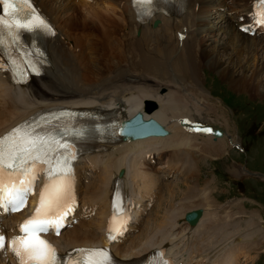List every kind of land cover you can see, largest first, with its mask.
I'll return each instance as SVG.
<instances>
[{"label":"bare ground","instance_id":"bare-ground-1","mask_svg":"<svg viewBox=\"0 0 264 264\" xmlns=\"http://www.w3.org/2000/svg\"><path fill=\"white\" fill-rule=\"evenodd\" d=\"M32 3L51 27L43 36L24 34L45 61L43 73L17 83L9 70L14 60L0 49V137L26 127L43 111L68 106L98 113L101 122L142 111L145 119L154 118L169 130L164 136L129 140L121 129L88 128L81 140L89 143L72 169L65 226L44 237L58 260L69 264L81 249H107L113 264H143L165 250L172 264H254V252L264 251V220L241 215L240 224H233L236 213L229 206L221 216L210 180L200 183L196 172L194 149L203 145L208 158L219 156L226 150L227 132L215 138L182 121L216 128L222 115L228 124L225 111L201 86L206 68L218 71L236 90L264 97L259 73L264 70V34L254 13L258 0H176L168 13L156 7L152 14L149 5L136 0ZM104 66H109L106 72ZM152 100L157 107L149 111ZM121 170L131 215L125 231L109 242L106 226ZM35 172L26 207L0 211V233L8 241L23 235L19 226L36 213L41 191L52 181L46 171ZM232 172L240 176L236 167ZM171 173L184 185L165 183ZM199 207L203 214L192 226L185 214ZM0 264L19 261L8 248L0 251Z\"/></svg>","mask_w":264,"mask_h":264},{"label":"snow or ice","instance_id":"snow-or-ice-1","mask_svg":"<svg viewBox=\"0 0 264 264\" xmlns=\"http://www.w3.org/2000/svg\"><path fill=\"white\" fill-rule=\"evenodd\" d=\"M141 2L150 5L152 0H136L137 4ZM0 5L3 6L5 14L0 15V49L6 47L4 41L6 32L18 36L20 30L51 31L49 23L37 11L32 0H0ZM255 16L256 22L264 25V0H258ZM243 30L250 29L245 27ZM196 130L211 131V129ZM46 147L42 137L20 128L0 137V206L16 211L25 205L27 195L32 191L36 179L34 165L47 155ZM29 161L32 162L33 167L26 166ZM60 172L63 174L65 169L61 168ZM16 173L23 178L12 180L11 176ZM48 174L51 177L50 169ZM70 199V180L58 181L51 186L46 183L41 191L36 213L19 226L23 235L15 236L8 241L0 233V251H7L10 246L19 264H57L55 248L39 234L47 232L52 227L59 231L61 221L71 211ZM109 231L111 234L119 229L110 227ZM110 238L115 239L116 236L111 235ZM79 252L80 257L76 261H69V264H113L112 256L107 249H81Z\"/></svg>","mask_w":264,"mask_h":264},{"label":"rangeland","instance_id":"rangeland-1","mask_svg":"<svg viewBox=\"0 0 264 264\" xmlns=\"http://www.w3.org/2000/svg\"><path fill=\"white\" fill-rule=\"evenodd\" d=\"M108 69L109 66L103 67L104 72ZM202 71L203 82L201 86L209 94L208 97L220 104L221 110L225 111L228 124L224 122V116L221 115L218 123L220 122V126L227 132L223 138L226 141V150L222 154L208 158L206 152L201 150L203 145L199 149H194V159L199 163L196 165L197 176L200 183L210 180L208 187L211 189L213 199H217L214 202L215 206H219L218 213L221 216L229 207L233 208V212L236 213L235 219L232 220L233 224H240L241 215L248 218L254 217L257 221V216H260L264 220V178L258 176L249 178V175H245L249 172L244 166H240L243 162L249 169L259 171L264 175V97L257 91L255 93L238 89L237 91L226 79L220 76L218 71L215 72L216 70L206 68ZM259 73H261V77H264V70ZM155 86L152 85L153 88ZM212 117H215L214 113ZM232 134L235 136V143L237 140L240 143L243 142L248 150L242 151L228 144L231 143L230 136ZM158 167L161 166L158 164ZM235 167L240 175L238 177L232 172ZM172 175L174 176L175 173L166 177L165 183L175 181V183L184 185L180 180L174 179ZM191 181L190 179L186 180L188 183H193ZM254 221L256 223V220ZM254 253V264H264V251L261 249ZM240 264H246V262Z\"/></svg>","mask_w":264,"mask_h":264},{"label":"water","instance_id":"water-1","mask_svg":"<svg viewBox=\"0 0 264 264\" xmlns=\"http://www.w3.org/2000/svg\"><path fill=\"white\" fill-rule=\"evenodd\" d=\"M160 127L162 128V126H160ZM165 133H166V131H165ZM194 213H198V216H199V215H201L202 210L200 209V210H198V211H196V212H190V213L187 215V218H188L192 223H194V222L196 221V219H197V217H196V218H193V217H192V215H193Z\"/></svg>","mask_w":264,"mask_h":264}]
</instances>
